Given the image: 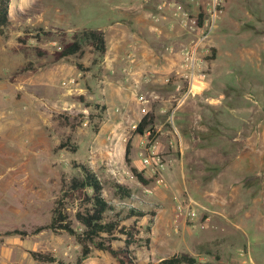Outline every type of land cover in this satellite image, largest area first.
Wrapping results in <instances>:
<instances>
[{
  "label": "rangeland",
  "instance_id": "374dc122",
  "mask_svg": "<svg viewBox=\"0 0 264 264\" xmlns=\"http://www.w3.org/2000/svg\"><path fill=\"white\" fill-rule=\"evenodd\" d=\"M163 1L154 0L151 19L159 17L153 21L160 24L166 16L162 10L170 8L188 41L203 19L213 17V0H174L185 11V29L171 7L158 8ZM119 4L9 2V24L0 34V264H119L93 246L82 256L72 235L44 227L63 182L77 172L73 163H81L73 157L86 158L81 142L75 153L79 140L97 131L103 118L94 109L103 104L97 97L102 64L90 46L84 44L79 57L55 60L53 52L61 46V31L69 40L84 28L107 27L111 45L125 30L123 19L109 21L111 8L118 11ZM214 17L197 54L196 93L174 109L185 87L178 88L173 108L152 116L146 128L144 147L156 143L151 162H142L149 182L144 185L126 172L103 175L104 164H94L103 195L132 232L133 264L181 252L200 263L264 264V0H216ZM69 78L75 82L69 84ZM140 149L143 159L148 152ZM113 182L126 185L131 197L115 195ZM129 207L146 214L124 218ZM188 207L197 210L194 218L187 216ZM124 237L117 234L112 245L122 246Z\"/></svg>",
  "mask_w": 264,
  "mask_h": 264
},
{
  "label": "crops",
  "instance_id": "0c3cea01",
  "mask_svg": "<svg viewBox=\"0 0 264 264\" xmlns=\"http://www.w3.org/2000/svg\"><path fill=\"white\" fill-rule=\"evenodd\" d=\"M118 6V11L111 8L114 16L109 21L123 19L125 30L114 37L111 45L107 44L106 54L100 61L101 78L97 82V97L105 106L103 118L97 131L86 133L78 142L75 153L81 142L86 152L85 160L73 157L90 166L98 177L100 172L95 163L104 164L101 173L107 176L110 173L119 177H124V172L132 174L130 166L138 171L144 169L139 153H142V146L146 148L148 131L135 132V127L145 112L156 119L172 109L176 90L186 85L185 79L174 73L180 71L179 51L190 35L176 27L170 8L162 10L165 19L157 24L150 17L157 8L154 0H121ZM168 72L172 74L170 84L164 81ZM154 124L161 127L159 123ZM128 143L130 164L125 160ZM120 167H123L121 174L118 173Z\"/></svg>",
  "mask_w": 264,
  "mask_h": 264
},
{
  "label": "trees",
  "instance_id": "16d2710c",
  "mask_svg": "<svg viewBox=\"0 0 264 264\" xmlns=\"http://www.w3.org/2000/svg\"><path fill=\"white\" fill-rule=\"evenodd\" d=\"M9 2L10 0H0V34L5 33L9 24ZM40 34H47L40 28ZM62 43L59 49L53 52L55 60H60L69 56L79 57L83 52V45H89L96 54L98 61H101L107 51L106 37L102 29L84 28L74 31L69 40L64 38L65 33L61 31ZM39 37V34L35 35ZM39 55L43 54L40 50ZM22 67L21 70H24ZM105 106L95 104V116L99 119L103 117ZM152 114L146 113L136 126V131L143 133L152 122ZM99 125L95 126V129ZM64 145H61L63 147ZM130 145L126 146L125 160L129 162L128 153ZM75 150V149H74ZM77 172L63 182L59 196L54 200L50 222L44 225L52 230L65 231L72 235L81 246V255L86 256L91 246L109 253L119 264H133L130 254V245L133 242L132 232L128 227L121 224L122 217L115 211L114 203L109 202L103 195V182L96 172L85 163H73ZM131 173L136 179L147 184L149 179L145 178L141 171L130 166ZM112 187L115 195L120 199L130 198L131 190L120 182H113ZM72 209V213H70ZM146 212L136 207L127 209L126 217H141ZM133 229V228H131ZM117 234L125 235L122 246H113L112 241L117 239ZM204 252L210 253L205 250ZM35 259L43 260L42 255L31 252ZM50 261L54 259L49 257ZM152 264H213L210 261L198 262L197 258L189 253L181 252L171 254L159 259Z\"/></svg>",
  "mask_w": 264,
  "mask_h": 264
},
{
  "label": "built area",
  "instance_id": "2783aa9c",
  "mask_svg": "<svg viewBox=\"0 0 264 264\" xmlns=\"http://www.w3.org/2000/svg\"><path fill=\"white\" fill-rule=\"evenodd\" d=\"M212 4V9H211V15L213 16L210 20L203 19L202 23L197 25L195 27L196 33L194 38L190 39L184 46L181 47L179 54L181 56L180 60V71H176L174 75H178L181 79H185L186 85L184 86L185 88L180 93L179 98L176 100V105L174 109H176L184 100H186L190 95L195 94L196 92L192 91V86L194 85L195 77L197 75L196 69L198 66V51L201 48V45L203 44L204 40L207 38L209 33L211 32L213 26H214V16H215V5H216V0H213ZM165 6H169L172 8V13L174 17L179 18L180 20V25L183 26V28L187 29L188 27V21L187 18L185 17V11L182 8L181 4H178L174 0L172 1H166L164 0L162 4L158 5V8L162 9ZM153 20L157 22L159 20V17L154 16ZM164 77L165 83H170L172 81V74L170 72L167 73ZM69 84L74 83V79L69 78L67 80ZM179 88V87H178ZM173 109V111H174ZM82 112L85 114V120L83 121V124H86L88 122L87 115L88 111L86 108L82 109ZM147 112H145L146 114ZM173 114L171 113V116ZM136 128V127H135ZM156 148V143H152L148 145L145 149L148 152V155L145 156L142 161L144 164H149L151 161V154H153L154 150ZM151 153V154H150ZM187 216L194 218L197 215V210L195 208H187L186 212Z\"/></svg>",
  "mask_w": 264,
  "mask_h": 264
}]
</instances>
